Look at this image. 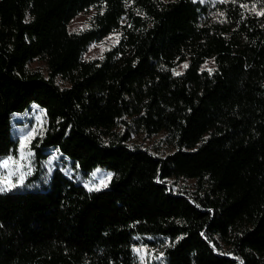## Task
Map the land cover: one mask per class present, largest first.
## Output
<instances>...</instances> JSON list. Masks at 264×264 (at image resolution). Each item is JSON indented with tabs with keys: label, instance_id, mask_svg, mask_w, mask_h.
I'll list each match as a JSON object with an SVG mask.
<instances>
[{
	"label": "trees",
	"instance_id": "1",
	"mask_svg": "<svg viewBox=\"0 0 264 264\" xmlns=\"http://www.w3.org/2000/svg\"><path fill=\"white\" fill-rule=\"evenodd\" d=\"M91 9L87 26L68 29ZM262 10L264 0H0V158L18 150L14 115L36 105L47 120L30 144L34 174L0 193V264H139L144 243L164 264H264ZM111 34L101 56L84 57ZM135 132H164L174 150L132 146ZM52 150L81 177L102 167L111 181L89 192L60 168L44 176Z\"/></svg>",
	"mask_w": 264,
	"mask_h": 264
},
{
	"label": "rangeland",
	"instance_id": "2",
	"mask_svg": "<svg viewBox=\"0 0 264 264\" xmlns=\"http://www.w3.org/2000/svg\"><path fill=\"white\" fill-rule=\"evenodd\" d=\"M93 14V10H89L88 12H81L79 13L68 25L69 30H80L87 26L89 24V19L91 15ZM111 37V39H109ZM116 42V36L115 34H111L104 38L100 42H94L92 43L87 52L84 54V57L89 58H97L101 56L102 52L109 47L112 43ZM186 63H181L178 65L176 69L177 72H181L183 70V65ZM32 67H41L44 69V63L42 61H34L31 63ZM214 63L211 59L206 60V62L201 66L202 69H213ZM46 116L45 111L36 106L32 105L29 109L25 110L22 113L14 115L12 118V133L15 136V138L19 141V146L17 153L13 156L16 159H19V148H20V140L23 136L27 135L29 132H31L33 129H36L38 132L37 136H42L43 132L46 128ZM34 139V138H33ZM32 139V140H33ZM31 140V141H32ZM31 142L28 145V148L25 149V152L31 151L33 154V151L30 147ZM130 145H140L142 148H146L152 153H155L159 156H165L167 153H170L174 150L173 145L169 144L165 140V133L160 132L152 137H147L142 132H135L131 134V138L129 141ZM3 157L0 158V161L7 158ZM21 164L24 165L22 168V171L28 172L29 167L31 168L30 174L25 176V179L23 181V184L18 187H22L26 181H28L33 174H34V164H33V155L29 158H27L24 161H21ZM45 171L46 173L44 176H47L52 170H54L56 167L60 168L64 173L67 175H70L71 177L80 180L85 185L90 180L93 179V175L95 174V180L94 183H98L100 179L104 178L107 174L111 173L110 171L102 168V167H96L94 168L90 173L88 177L80 176L77 171L72 167L71 162L69 159L63 157L58 151H51L48 158L45 160ZM0 171H4L3 169H0ZM173 181V179L170 180V182ZM194 185L193 179H179L174 187L182 186L186 189H192ZM16 187V188H18ZM151 239V238H150ZM147 250V255L145 256L144 264H164V256L161 251V248L159 247V244L151 245V244H140L138 246H135L134 248H145ZM136 254V253H135ZM137 255V254H136ZM139 264H141L140 258L137 255Z\"/></svg>",
	"mask_w": 264,
	"mask_h": 264
},
{
	"label": "snow or ice",
	"instance_id": "3",
	"mask_svg": "<svg viewBox=\"0 0 264 264\" xmlns=\"http://www.w3.org/2000/svg\"><path fill=\"white\" fill-rule=\"evenodd\" d=\"M220 3H226L227 0H219ZM235 2V0H233ZM241 7L247 10V5H241ZM252 11H255V6H253ZM257 15L264 16V10L257 13ZM111 39V37L109 38ZM118 41V37L116 38ZM183 67L187 68L188 65L185 64ZM211 72V69H208ZM179 75L180 73H176ZM38 135L36 129H33L27 135L23 136L20 140V148H19V159L14 158L13 156H8L7 158L0 161V169L4 171H0V193L11 191L12 189L21 186L25 179V176L30 174L31 168L29 167L28 172L22 171L24 167L21 164V161L26 160L27 158L31 157L33 154L29 150L25 152V149L28 148L29 143L33 138ZM112 174L109 173L104 178L100 179L98 183H94L95 174L93 175V179L90 180L88 183L85 184V187L89 192L93 191H100L101 188H106L108 186V182L111 181ZM133 251L139 256L141 264H144L145 256L147 255V250L145 248H134Z\"/></svg>",
	"mask_w": 264,
	"mask_h": 264
}]
</instances>
